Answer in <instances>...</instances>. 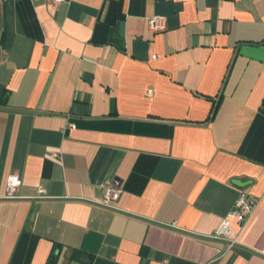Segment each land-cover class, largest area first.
Masks as SVG:
<instances>
[{"label": "crops", "instance_id": "obj_1", "mask_svg": "<svg viewBox=\"0 0 264 264\" xmlns=\"http://www.w3.org/2000/svg\"><path fill=\"white\" fill-rule=\"evenodd\" d=\"M0 264H264V0H0Z\"/></svg>", "mask_w": 264, "mask_h": 264}, {"label": "built area", "instance_id": "obj_2", "mask_svg": "<svg viewBox=\"0 0 264 264\" xmlns=\"http://www.w3.org/2000/svg\"><path fill=\"white\" fill-rule=\"evenodd\" d=\"M64 0H55V4L58 5ZM165 17L164 16H154L150 19V26L155 31H160L165 28ZM73 126H75L73 124ZM58 156L59 153L56 152L53 154ZM23 185L22 176L14 171L9 175L7 182V194L6 198H18L19 190ZM40 196H47V189L44 186H40ZM122 195V189L110 185L107 187L105 195L101 203L105 206L112 207L115 200L120 199ZM259 200L251 198L247 193H243L237 200L236 207L232 210L222 221L219 228L216 230L213 237L225 240L228 242L229 248H233L238 243V237L233 226L234 222L243 228L249 219L253 216L256 209L259 206Z\"/></svg>", "mask_w": 264, "mask_h": 264}, {"label": "trees", "instance_id": "obj_3", "mask_svg": "<svg viewBox=\"0 0 264 264\" xmlns=\"http://www.w3.org/2000/svg\"><path fill=\"white\" fill-rule=\"evenodd\" d=\"M80 253V252H79Z\"/></svg>", "mask_w": 264, "mask_h": 264}]
</instances>
